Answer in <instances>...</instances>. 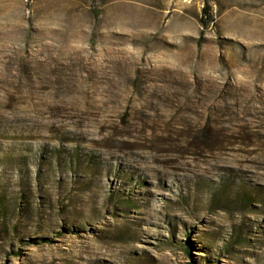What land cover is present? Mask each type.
<instances>
[{
    "label": "rangeland",
    "instance_id": "374dc122",
    "mask_svg": "<svg viewBox=\"0 0 264 264\" xmlns=\"http://www.w3.org/2000/svg\"><path fill=\"white\" fill-rule=\"evenodd\" d=\"M0 264H264V0H0Z\"/></svg>",
    "mask_w": 264,
    "mask_h": 264
}]
</instances>
